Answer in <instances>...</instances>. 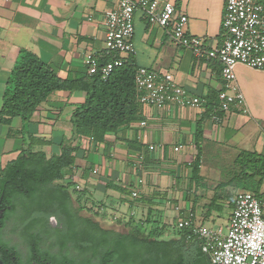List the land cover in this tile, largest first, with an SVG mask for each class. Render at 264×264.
I'll return each instance as SVG.
<instances>
[{
  "label": "crops",
  "instance_id": "crops-1",
  "mask_svg": "<svg viewBox=\"0 0 264 264\" xmlns=\"http://www.w3.org/2000/svg\"><path fill=\"white\" fill-rule=\"evenodd\" d=\"M174 2L188 19L189 35L204 38L209 48L222 43L225 0ZM116 4L117 0H0V109L8 75L20 50L50 65L62 79L84 73L86 54L100 56L103 52L105 13ZM133 43L134 66L170 74L177 86L202 100L201 107H142L137 121L103 141H78L72 136L70 118L74 108L84 102L85 94L56 92L33 114L25 133L19 134L20 118H14L10 127L0 125V169L18 156L29 137L48 142L47 146L33 147L47 156L58 155L61 142L68 141L78 146L76 189L85 191L92 201L107 206L108 200L118 205L115 208L125 209L128 216L147 213L150 203L164 224L172 220L175 225L179 218L191 214L196 223L203 225L193 192L186 190L197 154L196 138H200V164L210 152L228 154L229 149L239 148L246 132L250 138L254 136L252 149L241 147L239 152L264 155V72L237 65L234 75L244 96V111L232 108L218 113L219 120L215 121L206 105L218 103L222 86L218 61L196 60L188 49L172 42L167 29L149 24L139 11L134 15ZM140 122L145 125L140 126ZM240 128L245 129L244 136H240ZM9 130L16 135L8 136ZM151 145L156 147L154 151H149ZM139 156L142 161H138ZM234 159L230 168L234 167ZM138 179L143 181L139 186ZM119 188L125 190L126 199L117 191ZM132 191H137L140 201L132 198Z\"/></svg>",
  "mask_w": 264,
  "mask_h": 264
},
{
  "label": "trees",
  "instance_id": "trees-1",
  "mask_svg": "<svg viewBox=\"0 0 264 264\" xmlns=\"http://www.w3.org/2000/svg\"><path fill=\"white\" fill-rule=\"evenodd\" d=\"M108 60L99 57L100 62ZM136 68L130 58L106 81L99 75L89 76L87 71L62 79L50 65L27 50H20L3 91L0 125L10 127L14 118H20L19 134H23L33 114L49 96L60 91L82 92L84 102L74 108L70 118L72 136L78 141H103L137 121L142 114L134 84ZM206 110L210 114L221 113L218 103L207 104ZM11 135L16 133L9 130L8 136ZM199 139L196 138L197 155L190 166L191 181L200 165ZM47 145L44 140L29 137L18 156L0 169V260L3 264H211L198 243L186 239L187 231L177 229L173 223L164 224L150 203H147L144 221L129 216L123 223L125 233L102 228L93 218L104 216L100 212L105 209L104 205L96 202L99 210L93 211L80 202L82 198L87 201L85 191L76 189L74 170L78 146L62 141L60 153L50 156L33 150L35 146ZM233 164L226 185L239 184L261 197L258 189L264 178V155L241 151ZM63 181L67 182L59 183ZM117 191L127 198L124 189ZM218 199L215 195L203 206L205 217L212 210L220 211ZM234 200L229 199L227 204L231 211ZM81 211L91 216H81ZM14 216L23 225L25 256L3 239V229ZM51 217L58 222L56 228L49 223Z\"/></svg>",
  "mask_w": 264,
  "mask_h": 264
},
{
  "label": "built area",
  "instance_id": "built-area-1",
  "mask_svg": "<svg viewBox=\"0 0 264 264\" xmlns=\"http://www.w3.org/2000/svg\"><path fill=\"white\" fill-rule=\"evenodd\" d=\"M136 11L141 12L149 24L167 29L172 42L188 49L196 60L218 61L222 81L218 111L224 113L232 108L244 111L245 100L236 84L234 69L243 65L264 72V0H225L224 39L215 48H209L204 38L187 33L188 19L177 10L174 0H117L116 6L105 13L102 54H86L84 64L89 76L99 75L106 81L134 55ZM99 57L109 60L100 62ZM134 84L142 107L199 109L202 105L200 98L177 86L168 73L137 67ZM211 118L219 120L215 112ZM144 125L145 122H140V126ZM179 148L175 147L174 151ZM148 149L154 151L156 147L151 145ZM142 159L138 157V161ZM92 173L96 174L97 170ZM142 183V179L137 180V186ZM131 196L137 198V191H132ZM176 228L187 231L186 239L197 242L211 264H264V196L238 192L225 230L196 223L191 214L179 218Z\"/></svg>",
  "mask_w": 264,
  "mask_h": 264
},
{
  "label": "rangeland",
  "instance_id": "rangeland-1",
  "mask_svg": "<svg viewBox=\"0 0 264 264\" xmlns=\"http://www.w3.org/2000/svg\"><path fill=\"white\" fill-rule=\"evenodd\" d=\"M239 130L240 136H244L245 129L241 130L240 128ZM253 140L254 136L252 135L250 138V135L246 132L244 143L238 144L239 148H236V150L229 149L228 154H223L221 152H210L206 154L204 156V162L199 165L196 175L191 181V184H189V180L187 181L186 190L193 192V202L199 214L198 218L205 227L215 229L221 228L223 230L226 229L228 225L229 214L231 213V209L227 206L228 201L229 199L234 200L237 193L243 189V186L239 184L226 185V182L230 178L229 169L232 164L231 161L236 157L239 151L242 150L241 147L251 150V143ZM196 155L197 154H195V156ZM66 182L67 181H63L59 183L65 184ZM252 191L249 190L250 193H252ZM258 194H260V196H264V179L262 180L260 189H258ZM215 195L220 197V199H218L220 211L212 210L210 214L205 217V209H203V206L208 204ZM171 196L173 198L176 196L175 190L172 191ZM104 200L105 199L102 198V201ZM107 201L108 200H105L107 203V206H104L105 209L100 210L104 216L95 217L93 219L99 222L100 226L104 229H112L121 233H125L127 229L123 223L128 220V213L123 208H115L118 206L117 204L108 203ZM80 202L85 204L87 207L92 208L93 211L99 210L96 205L97 201H92L90 197H87V201L85 198H82ZM73 205L76 207L77 203L74 201ZM80 215L84 217L91 216L86 211H81ZM145 215L146 212L136 213L134 214V218L135 220L144 221ZM119 221L122 223H118ZM171 221L172 220H170L169 224H171ZM52 223L54 226L58 225L56 219H53ZM22 231L23 225L20 224L17 221L16 216H14L6 223V226L3 229V239L11 246H15L22 256H25L27 253V245L25 243L24 237L22 236Z\"/></svg>",
  "mask_w": 264,
  "mask_h": 264
},
{
  "label": "flooded vegetation",
  "instance_id": "flooded-vegetation-1",
  "mask_svg": "<svg viewBox=\"0 0 264 264\" xmlns=\"http://www.w3.org/2000/svg\"><path fill=\"white\" fill-rule=\"evenodd\" d=\"M53 219L54 218L51 217L50 220H49V223L52 225L53 228H56V226H54V224L52 223Z\"/></svg>",
  "mask_w": 264,
  "mask_h": 264
},
{
  "label": "water",
  "instance_id": "water-1",
  "mask_svg": "<svg viewBox=\"0 0 264 264\" xmlns=\"http://www.w3.org/2000/svg\"><path fill=\"white\" fill-rule=\"evenodd\" d=\"M0 264H3V262L0 260Z\"/></svg>",
  "mask_w": 264,
  "mask_h": 264
}]
</instances>
